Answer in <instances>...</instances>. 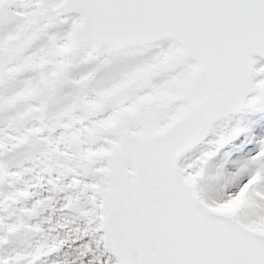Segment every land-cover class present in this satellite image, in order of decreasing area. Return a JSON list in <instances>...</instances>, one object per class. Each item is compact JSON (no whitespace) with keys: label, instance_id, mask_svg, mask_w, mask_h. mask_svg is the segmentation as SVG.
Wrapping results in <instances>:
<instances>
[{"label":"snow or ice","instance_id":"snow-or-ice-1","mask_svg":"<svg viewBox=\"0 0 264 264\" xmlns=\"http://www.w3.org/2000/svg\"><path fill=\"white\" fill-rule=\"evenodd\" d=\"M0 264H264V0H0Z\"/></svg>","mask_w":264,"mask_h":264}]
</instances>
